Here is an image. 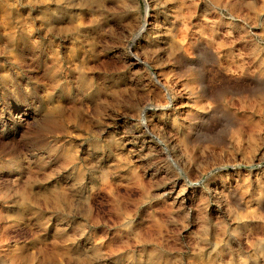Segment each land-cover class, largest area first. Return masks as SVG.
<instances>
[{"label":"clouds","instance_id":"clouds-1","mask_svg":"<svg viewBox=\"0 0 264 264\" xmlns=\"http://www.w3.org/2000/svg\"><path fill=\"white\" fill-rule=\"evenodd\" d=\"M0 12V264H264V0Z\"/></svg>","mask_w":264,"mask_h":264},{"label":"rangeland","instance_id":"rangeland-1","mask_svg":"<svg viewBox=\"0 0 264 264\" xmlns=\"http://www.w3.org/2000/svg\"><path fill=\"white\" fill-rule=\"evenodd\" d=\"M20 11L23 12L24 10L21 9ZM2 14H3V13L0 12V15H2ZM237 216H238V218H240V219H245V218H246L245 214L242 213V212H239V211H237Z\"/></svg>","mask_w":264,"mask_h":264}]
</instances>
